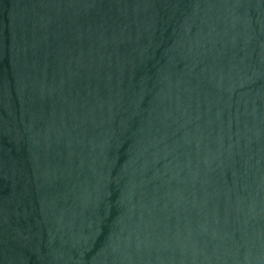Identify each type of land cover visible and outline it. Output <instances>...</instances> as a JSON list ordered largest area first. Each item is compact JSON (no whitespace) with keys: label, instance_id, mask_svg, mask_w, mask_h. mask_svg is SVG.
Segmentation results:
<instances>
[{"label":"water","instance_id":"obj_1","mask_svg":"<svg viewBox=\"0 0 264 264\" xmlns=\"http://www.w3.org/2000/svg\"><path fill=\"white\" fill-rule=\"evenodd\" d=\"M0 264H264V0H0Z\"/></svg>","mask_w":264,"mask_h":264}]
</instances>
